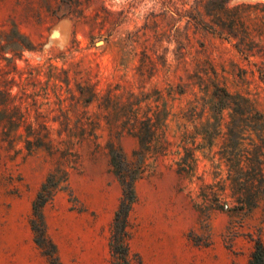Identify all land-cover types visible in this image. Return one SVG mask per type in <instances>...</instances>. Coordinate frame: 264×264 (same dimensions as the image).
Listing matches in <instances>:
<instances>
[{"label": "rangeland", "instance_id": "374dc122", "mask_svg": "<svg viewBox=\"0 0 264 264\" xmlns=\"http://www.w3.org/2000/svg\"><path fill=\"white\" fill-rule=\"evenodd\" d=\"M259 115L262 2L0 0V264H47L30 219L60 164L44 214L61 264H124L114 150L135 177L128 264H249L264 244Z\"/></svg>", "mask_w": 264, "mask_h": 264}, {"label": "trees", "instance_id": "16d2710c", "mask_svg": "<svg viewBox=\"0 0 264 264\" xmlns=\"http://www.w3.org/2000/svg\"><path fill=\"white\" fill-rule=\"evenodd\" d=\"M226 97H231L226 91H224ZM229 103L227 101H220L219 109H225ZM221 106V107H220ZM223 106V107H222ZM240 111L243 112V107H239ZM237 112V111H236ZM263 116L251 117L255 122L263 120ZM5 120V119H2ZM65 131H68V124L64 125ZM264 127V124H263ZM70 131V130H69ZM43 142V141H42ZM43 147V145H42ZM65 153V155H64ZM62 155V161L65 163L70 156L69 152H64ZM112 165L116 174L118 175L121 184L123 186V198L116 212L112 235L110 238V248L113 257L117 258L120 256L124 260V264H128L126 261L127 253L129 252V239L130 235L127 231L128 228V217L135 201L134 192V182L135 177H133L132 171L130 170V165H128L124 156L118 151H112ZM233 162V161H232ZM258 168L255 167V172L262 173V165L260 164V159L256 162ZM235 168V167H234ZM234 170V169H233ZM240 170V169H239ZM236 171V170H235ZM68 171L62 167L52 170L49 172L46 181L43 183L40 191L38 192L33 205H32V216L30 219V226L34 234V240L38 248L41 250L42 255L47 261V264H61L58 249L56 244L50 239L47 232V225L45 221L44 210L47 205L52 203L58 192L66 189L64 184L68 181ZM239 202V199L237 200ZM243 204V203H242ZM258 204L257 199L251 202L250 208L256 207ZM244 205V204H243ZM119 258V257H118ZM249 264H264V244L259 239L255 242L254 251L251 255Z\"/></svg>", "mask_w": 264, "mask_h": 264}, {"label": "water", "instance_id": "95a60500", "mask_svg": "<svg viewBox=\"0 0 264 264\" xmlns=\"http://www.w3.org/2000/svg\"><path fill=\"white\" fill-rule=\"evenodd\" d=\"M244 1H248V2H262V3H264V0H244Z\"/></svg>", "mask_w": 264, "mask_h": 264}]
</instances>
